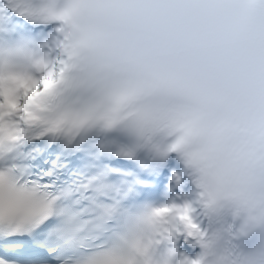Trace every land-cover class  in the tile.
I'll return each mask as SVG.
<instances>
[{
    "label": "bare ground",
    "instance_id": "obj_1",
    "mask_svg": "<svg viewBox=\"0 0 264 264\" xmlns=\"http://www.w3.org/2000/svg\"><path fill=\"white\" fill-rule=\"evenodd\" d=\"M25 84H23V85H21L22 87L24 86ZM21 87V88H22ZM12 95H11V97H12V99H11V101H15V100H17V93H11ZM22 96V95H21ZM176 218V214H173V219H175Z\"/></svg>",
    "mask_w": 264,
    "mask_h": 264
}]
</instances>
